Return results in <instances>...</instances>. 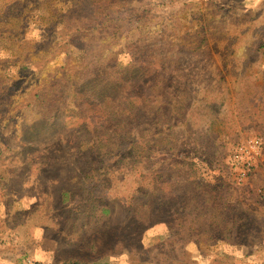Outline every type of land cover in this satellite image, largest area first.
<instances>
[{
	"label": "rangeland",
	"instance_id": "1",
	"mask_svg": "<svg viewBox=\"0 0 264 264\" xmlns=\"http://www.w3.org/2000/svg\"><path fill=\"white\" fill-rule=\"evenodd\" d=\"M79 1L0 0V16L9 10L15 18L8 23L0 19V38L7 44L18 33L26 39L12 49L0 46V264H24L28 259L36 264H64L69 259L87 264H264V145L259 168L248 182L237 183L230 167V152L239 141L251 136L264 140V0H101L103 7L112 2L113 16L101 10L98 29L90 32L91 27L76 19L85 14ZM39 3L48 5L46 12H59V21L65 16L71 30L85 26L87 40L79 36L66 47L63 37L52 34L51 44L42 46L46 26L34 19L27 22L20 10ZM113 34L120 39L113 40ZM14 56H27L28 68H20ZM117 63L133 77L137 67L145 87L150 93L155 90L160 100L157 112L145 100L148 91L134 94V133L139 128L154 132L157 116L165 132L171 115L178 123L176 150L171 152L187 154L195 162L201 183L187 188L184 174H179L175 207L187 203L190 191V196L198 192L203 202L202 193L210 184L207 191L222 196L213 205L229 204L238 218L232 232L224 221L220 226L194 225L196 217L186 208L172 229L165 215L143 223L138 244L132 216L134 209H143L135 192L141 175L147 180L154 169L117 165L106 170L104 182L78 180L89 164L85 159L81 166L75 164L81 141L71 117L61 113L51 119L49 103L34 96L44 88L43 93L59 97L58 91L73 83L71 77H111ZM99 66L109 71L98 72ZM124 94L115 97L116 107ZM179 101L185 103L183 109H171L170 103ZM70 107L76 109L77 104ZM90 127L97 142L102 129L99 124ZM104 149L114 152L109 143ZM170 158L166 150L157 157L164 168L160 170L167 171ZM164 193L170 194L168 185ZM88 207L95 208L98 217L109 207L108 222L85 220ZM97 230H102L107 249L93 243Z\"/></svg>",
	"mask_w": 264,
	"mask_h": 264
},
{
	"label": "trees",
	"instance_id": "2",
	"mask_svg": "<svg viewBox=\"0 0 264 264\" xmlns=\"http://www.w3.org/2000/svg\"><path fill=\"white\" fill-rule=\"evenodd\" d=\"M58 1L65 2V0ZM96 3H98V5H96ZM111 3L107 4V7H103L101 0H80L79 4L82 6L80 10H84L85 14L80 17L76 16V19L79 22H83L88 28L91 27L87 29V32H90V30L94 31L98 29L95 26V23L99 20L101 10L102 13L106 12L108 18L113 16V12L110 11ZM20 4H22V1H20ZM47 6L48 5L43 3L41 6L32 9L29 7L20 8L22 14L20 15L25 18L27 22L34 19L35 22H39L46 26L45 33L47 35L43 38L44 41L42 42V46L46 47L51 44L52 34L63 37V39L66 40V47L70 41H73L76 37L80 36V39L83 40V38H85V40H87L89 35L82 33L86 30L84 29L85 26L80 28L74 27L71 30L64 24L65 16L61 15L62 19L59 21L56 17H59L60 13L58 12V14L54 15L50 12H46ZM0 19L2 22L8 23L9 21H14L15 18L10 16V11L8 10L1 14ZM76 19L72 18L74 21H77ZM113 19L114 18H111L109 21H112ZM101 23L104 24V22ZM61 25L63 28L59 31ZM22 27H25V25ZM18 35L19 33L15 34L12 38V41L14 42L9 40L8 44L6 43L5 38H0V46L2 43L6 48L12 49V46L15 45L16 41L25 42L26 39L23 36ZM115 39H120L117 34H113V40ZM82 46H86V44H83ZM103 57L104 56H101L99 60L103 59ZM13 58L14 62L19 63L20 68H28L27 61H29V58L27 56H14ZM119 65L118 63L114 64V70L111 73V77L92 75L88 79L82 78L79 81H74L71 77V81H73V83L69 85V87L72 86V94H69L71 95L70 100H66L65 96V94L69 93V87L63 90L60 89L58 91L59 97L57 98H53L48 94L43 93L44 88L39 89L34 96L35 99H39L44 104L49 103L51 106V110H49L51 111V119L57 118L61 115V113L66 119L71 117V127L75 128L74 131L81 141L79 142V147L76 148L77 154L75 157V164L76 166H81L82 159H85L86 164H89L87 169L83 168L84 170L80 172L81 175L78 177V180L82 183L91 179L97 181L103 180L104 182V174L107 173L106 170L109 171L117 165H123L125 168L130 170L141 169L142 171V169H145L146 167H144V165H149L154 169V171H151L152 176L150 178L147 176V180H144V174L141 175V179H139L138 182L139 186L135 192L134 198L138 201L137 204L143 209V212H137L138 208L134 209L132 216L135 223V230L132 235H134L135 238H138H136L138 240V244L141 243L139 241H141V235L145 229V226H142L143 223H149L155 217H159L160 219V217L165 215V221L169 223L170 229H172V223L176 222L178 215L186 208L190 213H194L196 217L195 220L197 221H192L194 225H202L201 222H206L212 223L214 226H220L222 225L220 222L224 221L228 229H231L232 232L235 228L234 224H236L238 218L236 214L230 211L229 204L225 205V202H223L222 207L213 205L214 201L220 200L222 196L216 194V192L207 191L210 184H206L207 190L202 193V197H204L203 202H200L198 192L194 191L195 195L190 196V191L189 195L186 197L187 203L184 206L175 207V184L178 180L179 174H184V180L188 182V184H186L188 185L187 188L201 183L200 180L199 182L196 180L195 162L187 154H185L186 156L184 157L182 152L177 154L171 152L176 150L173 143L175 141V128L178 124L177 122L173 123V120L170 118L171 115L167 116L169 119L167 122V131L165 132L159 128V126L162 125V117L160 118L157 116V121H155L157 126H155L154 132L147 134L145 132L146 130H141V128H139L140 132L138 134L134 133L133 128H135V124L133 123L135 121H131V115H134L137 108V104H135L132 99L134 94L139 90H141L140 92L142 93L144 90L148 91V94L145 96V100L152 109L157 108V112H159L158 109L160 100L155 90L151 89L153 91L150 93V89L145 87L144 79L139 77L140 74L138 73L139 71L137 67H135L133 72V74L137 73V76L133 77L130 72H128L127 68L122 71L124 67ZM107 67L108 66L105 67V70L109 71V68ZM61 69L62 67L58 68L57 71ZM105 70L100 66L98 68V72ZM123 92L128 94H124L125 96L123 97L124 100L122 104L117 105L116 107L114 105V99H116L115 97H118V95ZM129 93H133L132 96H129ZM140 97L141 96L139 95L138 99ZM72 102L77 104L76 109H72L70 107ZM184 105L185 103L182 101H179V103H170L171 109L174 106L178 111L183 109ZM94 124H99V128L102 129V135L97 136V142L92 141L91 138L94 134L92 133L93 128L91 129L90 126H93ZM85 140L88 142L86 145H84ZM108 143L112 146V151L114 152H105L104 146ZM165 150L169 153V155H171V163L169 164L170 167L168 166L167 169H165L167 171L160 170L163 166L157 160V157H161V154L164 153ZM96 162L97 165H95ZM93 164L95 166H93ZM147 171L150 172L149 170ZM96 183L93 186L95 188L98 187ZM204 183L205 182H203V184ZM167 185L170 193L169 195L164 193ZM198 187L201 186L198 185ZM65 195H69V192H65ZM106 205L109 206L110 203L107 202ZM226 209L227 211L229 209V214H226V212L223 213V210L225 211ZM103 211L104 214L98 217L95 212V208L89 209L88 207V210H84V213L86 214L84 219H88L89 221L90 219H93V221H95L98 225H100V223L105 224L109 219L105 217L109 216L108 214L111 210L109 207H105ZM225 214L227 216L226 220L224 219ZM104 221L105 223H103ZM139 231L141 232V235L138 233ZM102 234V230H97L96 238L92 239V241L94 244H97L98 242L99 244L101 243V249H107L108 244L104 242ZM64 264L87 263L86 261L69 259L65 260Z\"/></svg>",
	"mask_w": 264,
	"mask_h": 264
},
{
	"label": "built area",
	"instance_id": "3",
	"mask_svg": "<svg viewBox=\"0 0 264 264\" xmlns=\"http://www.w3.org/2000/svg\"><path fill=\"white\" fill-rule=\"evenodd\" d=\"M264 140L260 136H251L239 141L230 152V167L233 179L239 183H246L256 172L261 163ZM24 264H36L28 259Z\"/></svg>",
	"mask_w": 264,
	"mask_h": 264
},
{
	"label": "snow or ice",
	"instance_id": "4",
	"mask_svg": "<svg viewBox=\"0 0 264 264\" xmlns=\"http://www.w3.org/2000/svg\"><path fill=\"white\" fill-rule=\"evenodd\" d=\"M257 2H258V0H257Z\"/></svg>",
	"mask_w": 264,
	"mask_h": 264
}]
</instances>
